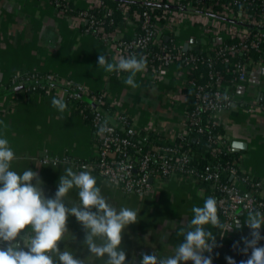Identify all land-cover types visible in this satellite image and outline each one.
<instances>
[{
	"label": "crops",
	"instance_id": "1",
	"mask_svg": "<svg viewBox=\"0 0 264 264\" xmlns=\"http://www.w3.org/2000/svg\"><path fill=\"white\" fill-rule=\"evenodd\" d=\"M72 3L76 8L88 9L99 7L101 1L72 0ZM166 15L171 24L160 25L157 34L164 32V39L169 38L175 47L182 49L188 44L185 51L190 52L195 51L192 49L195 41L200 50L205 44L222 39L220 33L214 34L211 20L202 13ZM136 23V12H132L103 40L84 30V21L60 13L48 0H0V137L8 139L16 156L10 170L18 174L27 169L37 172L49 198H54L60 176L67 168L76 173L89 171L110 205L117 210L128 207L138 213L137 223L129 225L123 234L121 248L126 252V264H140L144 253L172 255L183 242L178 232L187 229L193 218L192 208L202 207L208 198L204 188L180 177L165 178L147 193L126 194L88 166L93 150L90 129L64 100L68 91L66 82L82 84L91 91H104L112 103V112L127 114L137 127L149 124L157 136L172 137L182 125L184 100L178 64H170L158 76L150 71L137 73L136 88L124 83L128 73L116 75L98 66L100 54L115 63L112 42L133 37ZM27 71L54 74L59 80L50 84L55 91L27 92L21 84L9 86L14 74ZM227 92L230 104L217 113L220 129L238 158L239 170L264 182V57L248 68L244 81L234 83ZM54 97L65 101V112L60 113L52 106ZM110 120L115 123L113 118ZM233 142L239 145L232 146ZM44 158L62 160L54 165L43 163ZM73 203H79L75 188L65 200L66 207ZM246 217V213L239 214L236 219L244 225ZM234 222L223 225L225 229L234 227ZM67 227L66 240L59 242L62 251L71 250L77 258L87 260L86 264H104L103 260L90 257L83 244L85 231L74 216L68 217ZM208 227L217 246L205 255H211L213 264H228L226 257L241 264L248 258L240 251L244 247L242 238H250L251 230L246 225L228 232ZM260 234L264 236V227ZM259 245L264 246V240ZM6 246L0 242V248Z\"/></svg>",
	"mask_w": 264,
	"mask_h": 264
},
{
	"label": "built area",
	"instance_id": "2",
	"mask_svg": "<svg viewBox=\"0 0 264 264\" xmlns=\"http://www.w3.org/2000/svg\"><path fill=\"white\" fill-rule=\"evenodd\" d=\"M48 1L62 13L64 9L59 7L64 8L67 0ZM166 1L169 4L179 2ZM252 4L257 6V15H250L246 11V6ZM215 5L219 7L217 10H213L212 6ZM121 6L125 10V6ZM197 6L211 20L215 35L220 33L221 38L236 41L224 43L221 39L195 50L203 52L204 56L185 54V50L178 47L171 51L161 43L157 34L160 26L158 22L164 20L162 25L168 27L171 20L166 14L185 13ZM90 9H81L73 16L85 22L84 30L95 33L103 40L108 39L112 31H104L103 20L90 13ZM110 13L108 10L106 15L110 16ZM136 16L139 30L135 35L112 42L115 63L121 57L143 58L146 61L143 72L150 71L154 76L160 75L170 64H178L179 77L182 78L180 94L184 100V90H189L192 106L187 109L184 104L182 125L173 136L161 137L152 132L153 128L149 124L137 127L127 114L112 112V103L104 91H91L82 84L66 82L68 91L64 94V100L74 107L90 129L93 150L88 162L89 168L126 194L147 193L155 183L169 177L191 179L196 184L204 182L207 184L208 197L217 200L218 214L225 226L232 225L239 214L254 210L264 213L263 181L242 173L237 163L222 164L215 161L191 165V151L187 142L188 134L194 132L204 137L206 151L210 156L217 157L230 151L228 140L218 130L217 113L230 104L223 73L232 76L228 82H242L246 79L248 68L263 59L264 0H195V4L187 1L180 3L178 9H165L159 14L154 13L153 7L149 6L136 13ZM108 21L111 22V17ZM250 52L258 54L255 61L250 58ZM197 63H201L204 70L195 73ZM217 63H224L227 67L222 70L217 67ZM55 82L59 80L52 73L27 71L14 74L9 86L21 84L27 92L40 90L47 93L55 91L50 85ZM112 118L115 123L110 120ZM105 119L109 120L108 126L114 130L102 136L97 135ZM61 160L44 158L42 162L55 165Z\"/></svg>",
	"mask_w": 264,
	"mask_h": 264
},
{
	"label": "clouds",
	"instance_id": "3",
	"mask_svg": "<svg viewBox=\"0 0 264 264\" xmlns=\"http://www.w3.org/2000/svg\"><path fill=\"white\" fill-rule=\"evenodd\" d=\"M98 66L108 73H128L124 83L136 88L135 77L145 70L146 61L131 56L110 63L100 54ZM51 104L60 113L67 110L63 99L54 97ZM108 124L109 120L105 119L97 135L111 133L114 129ZM15 159L8 139L0 137V242L7 245L0 248V264H86L87 260L77 258L71 250H60L59 242L66 240L69 233V216H74L84 229L83 244L91 253L90 257L101 259L104 264H126V252L121 248L123 234L129 225L137 223V211L128 207L117 210L102 196L89 171L76 173L71 167L60 176L54 198H49L37 172L27 169L18 174L10 170ZM73 188L78 189L79 203L66 207L65 200ZM192 212L187 229L181 228L178 232L183 242L175 247L173 254L160 257L155 252L144 253L140 264H213L211 255H205L211 254L217 246L208 226L228 232L245 225L251 232L250 238H242L244 247L240 251L248 258L241 264H264V246L259 245L264 240L260 234L264 213L248 211L244 225L236 219L234 227L225 229L217 214L215 197H208L202 207L194 206ZM226 259L228 264H236L231 257Z\"/></svg>",
	"mask_w": 264,
	"mask_h": 264
},
{
	"label": "trees",
	"instance_id": "4",
	"mask_svg": "<svg viewBox=\"0 0 264 264\" xmlns=\"http://www.w3.org/2000/svg\"><path fill=\"white\" fill-rule=\"evenodd\" d=\"M100 1H101L100 6L97 8L90 9L89 12L92 13L96 18H101L103 20L102 26H103L104 31L106 32L113 31L114 29L120 27L121 24L123 23V20H125V17L131 15L132 12L140 13L141 11H143L149 6L153 7L154 13L159 14L165 9H178V6L180 3H185L187 1H189L190 4H195V0H179L177 4H169L166 0H159V1L157 0H100ZM122 4L126 6L125 10L122 9V6H121ZM212 7H213V10H217L219 8L217 5L212 6ZM59 9H64V11H62V14L67 15V16L76 15V13L81 10L79 8L74 7L72 0H67L65 2V7L64 8L59 7ZM182 9L185 10V8H182ZM108 10H110L111 12L110 16L106 15ZM189 11L203 13V10H200L198 6L196 8L189 9ZM246 11L250 15L251 14L257 15L259 13V11L257 10V6H255V4L246 6ZM109 17H111V22L108 21ZM158 23L162 25L165 23V21L160 20ZM85 26L86 24H83V27ZM138 28H139V22L137 21L136 32L139 30ZM163 34L164 32H161L158 35L159 39L161 40V43L165 44L171 51H174L176 47L172 44L169 38L164 39ZM222 41L224 43H233L236 40L222 37ZM152 49L156 50L155 47H153ZM185 54H196L197 56H204V53L199 52V51H190V52L185 51ZM257 55L258 54L255 52H250L249 54L250 58L254 61ZM235 57L239 58L241 56L236 55ZM196 67L197 68L194 71L195 73L197 70H204V66L201 63H197ZM217 67L224 70L225 67L227 66H225L224 63H217ZM223 77L227 83V91H228L229 87L234 84V82H228L229 81L228 79L231 78L232 76L229 74L223 73ZM184 93H185V98H184L185 107L187 109H190V107L192 106L191 92L189 90H184ZM218 130L220 133H223L222 130L220 129V126L218 127ZM187 142H188V147L191 151V156H190L191 165L197 166L200 164L213 163L215 161L221 162L222 164H225V163L235 164L238 162V158L234 155V152H232L231 150L228 153L219 155L217 157L210 156L208 152L206 151V143H205L204 137L200 134L190 132L187 136ZM225 178L229 179V176H226ZM197 184L200 185V187L204 188L205 191H208L206 183L200 182Z\"/></svg>",
	"mask_w": 264,
	"mask_h": 264
},
{
	"label": "water",
	"instance_id": "5",
	"mask_svg": "<svg viewBox=\"0 0 264 264\" xmlns=\"http://www.w3.org/2000/svg\"><path fill=\"white\" fill-rule=\"evenodd\" d=\"M195 46L192 48L193 50H196L197 49V41H195ZM189 46H188V44H184L183 46H182V49L183 50H186L187 48H188ZM232 146H238L239 144H236V142H233L232 144H231Z\"/></svg>",
	"mask_w": 264,
	"mask_h": 264
},
{
	"label": "flooded vegetation",
	"instance_id": "6",
	"mask_svg": "<svg viewBox=\"0 0 264 264\" xmlns=\"http://www.w3.org/2000/svg\"><path fill=\"white\" fill-rule=\"evenodd\" d=\"M59 247H60V250L62 251L63 248L60 245H59ZM25 250H27V249H25Z\"/></svg>",
	"mask_w": 264,
	"mask_h": 264
},
{
	"label": "rangeland",
	"instance_id": "7",
	"mask_svg": "<svg viewBox=\"0 0 264 264\" xmlns=\"http://www.w3.org/2000/svg\"><path fill=\"white\" fill-rule=\"evenodd\" d=\"M182 110V109H181ZM91 138V137H90Z\"/></svg>",
	"mask_w": 264,
	"mask_h": 264
}]
</instances>
